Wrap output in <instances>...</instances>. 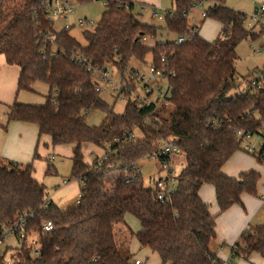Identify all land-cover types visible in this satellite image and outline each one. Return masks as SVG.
<instances>
[{"label": "trees", "instance_id": "16d2710c", "mask_svg": "<svg viewBox=\"0 0 264 264\" xmlns=\"http://www.w3.org/2000/svg\"><path fill=\"white\" fill-rule=\"evenodd\" d=\"M42 1L46 0H0V55L19 67L17 89L31 90L37 81L48 85L43 104L14 101L6 116L8 121L35 123L39 136L47 135L53 146H71L70 178L79 181L81 196L61 209L34 177L32 162L0 159V225L19 212L32 213L29 233L36 235L41 247L37 264H133L114 233L115 225L126 224L125 216L131 214L140 229L129 234L141 248L155 252L162 264H221L210 248L216 216L198 190L211 184L220 211L239 204L243 192L256 191L255 171L238 177L222 171L235 151H244L236 130L260 132L264 125V66L259 71L261 85L250 91L240 90L234 66L238 42L257 35L245 27L246 15L217 0L201 22L216 20L220 30L206 40L197 31L191 34L194 26L186 16L199 0H173L174 9L164 16L165 29L188 34L189 39L148 47L139 40L148 35L154 41L157 28L134 16L133 2L104 0L99 22L93 30L83 31L81 44L69 34L70 28L54 31ZM73 53L84 54L99 67L114 65L121 70L132 58L145 61L149 55L157 62L165 56L173 71L167 103L141 107L127 101L122 113L114 112L113 105L94 91L92 74L71 59ZM255 73L242 80L248 82ZM167 105L170 110L161 114L158 109ZM90 108L105 114L98 126L82 120L83 109ZM169 138L184 153L185 164L175 177V189L160 201L154 184H144L141 176L131 179L128 173ZM86 143L105 150L98 167L97 156L91 163L83 160ZM255 156L264 162L263 148ZM47 162L48 174L51 161ZM46 220L54 228L44 233L41 223ZM230 248L232 257L247 258L252 252L264 256V226L248 227ZM21 249L19 257L30 259L27 240Z\"/></svg>", "mask_w": 264, "mask_h": 264}, {"label": "rangeland", "instance_id": "374dc122", "mask_svg": "<svg viewBox=\"0 0 264 264\" xmlns=\"http://www.w3.org/2000/svg\"><path fill=\"white\" fill-rule=\"evenodd\" d=\"M74 4V12L68 15V18L62 19L56 17L53 19V29L55 32L63 30L64 23L72 24L71 28L68 30L69 34L75 38L79 43L85 44L83 38L84 30H93L96 24L101 18V14L105 9L104 0H91L87 3L79 4L75 0H70ZM227 6L241 11L246 15L245 27L252 30L255 35L253 38L247 37L239 41L236 45V59L234 60L235 72L237 81H240V86L245 85V79L242 77L247 75L249 72L260 71L264 66V13L256 12L260 6L259 0H225ZM159 7V8H158ZM174 4L173 0H134L132 13L134 16L142 23L149 24L157 28V36L154 42H166L174 41L177 34L170 32L165 29L164 16L166 11L173 10ZM156 11L157 15L152 17V12ZM191 16H193L198 26H201V35L208 38L217 35L219 31V23L216 20L207 18L201 22V17L198 9H193L191 11ZM86 18L87 20L93 21V25H85L80 27L77 25V19ZM200 35V36H201ZM201 36V37H202ZM215 38V37H214ZM150 56L146 57V62H148ZM129 68H139L141 70H146V63L139 62L138 60L132 58L128 64ZM48 91V85L37 81L31 86V90H21L18 92L17 100L28 103L41 105L45 102V97ZM110 105H113V110L116 113H122L125 108V101L117 100L108 91L100 94ZM6 106L0 103V117L6 111ZM170 110V106L159 108L158 111L161 114H167ZM105 114L96 108H90L87 113H82V120L90 126H98L103 120ZM42 139V137H41ZM262 139L258 137V134H253L250 139V143L258 147V142ZM41 141V145H42ZM83 150V160L86 163H91L95 154L98 156L103 153V148L101 146H96L94 144L86 143L82 147ZM49 151L54 152V160L50 163L51 173H45L47 166L46 156ZM264 155V149H263ZM49 156V155H48ZM71 146L61 145L52 147L51 142H49V148L45 156L41 159H36L33 161L34 177L42 182L45 186L47 195L50 197L52 195L53 202L61 209H65L68 206L74 204L77 200V194L79 193V181L76 178H70L71 175ZM185 164V156L182 151L175 152L170 158V170L174 177H177L180 170ZM137 166L141 172V178L144 184L151 185L159 177H165L168 174V169L163 168L159 160L150 159L147 157L141 158ZM63 180L67 184H63ZM125 223H120L115 225L114 233L116 241L120 247V250L124 255H130L133 259L135 256L147 257V262L151 264H162L158 256L152 254L150 250L141 248L137 240L129 234V230L136 232L140 229L139 221L132 216L127 214L125 216ZM210 248L211 243H210ZM213 251V250H212ZM222 252H226L225 249ZM10 253V251H8ZM146 255V256H143ZM228 257V261L232 262L235 257L230 256L226 252L224 255Z\"/></svg>", "mask_w": 264, "mask_h": 264}, {"label": "built area", "instance_id": "2783aa9c", "mask_svg": "<svg viewBox=\"0 0 264 264\" xmlns=\"http://www.w3.org/2000/svg\"><path fill=\"white\" fill-rule=\"evenodd\" d=\"M259 1L261 2L260 11L263 13L264 0ZM42 3L45 17L51 21L56 17L66 20L68 15L74 12V4L70 0H46L42 1ZM215 4H217V0H199L193 3L192 7L186 13L188 21L194 26L191 34L196 33V31L198 32L196 28L198 25L195 23L196 19L191 16V11L198 9L202 20L206 15V10ZM118 5H120V1H118ZM156 15V11L151 14L152 17ZM87 24L93 25L94 23L86 18L79 17L77 19L78 26L83 27ZM71 26L72 24L66 22L63 25V29H69ZM188 39V34H177L174 43L182 44ZM139 44L153 47L154 41L148 35H142ZM71 59L92 74L94 91L99 94L108 91L117 100L125 102L133 101L141 107L148 105L157 107L167 103V97L170 95L172 89L170 77L173 75V71L168 65V60L163 55L160 56L157 62L153 61L151 57L148 62L139 61L146 63V70H141L137 67L129 68L128 65L123 70L114 65L99 67L91 62L84 54L80 53L71 54ZM261 80L262 74L258 71L254 77L249 79L248 82L246 81L240 90L250 91L257 88L261 85L259 82ZM88 111L89 109H83V113H87ZM260 130V132L254 133L244 131L243 129L236 130V135L241 141V148L245 152L258 154L262 148L264 149V125ZM255 133L262 139L258 142V147L250 143V139ZM178 151L179 149L175 141L169 138L163 140L156 151L145 156L150 159L161 160L162 167L168 169L167 176L159 177L154 181V186L157 188L156 197L160 201L164 199L166 193L172 192L175 189L176 181L175 177L171 174L170 158ZM105 157L106 153L103 149V153L97 156L95 167H98ZM52 159L53 157H50V160ZM132 170V173L127 172L131 176V179L141 176L137 164L132 165ZM63 184H66L65 180H63ZM80 196L81 194L78 193L76 202L79 201ZM47 202H49L48 197L45 199L44 205ZM31 217V212L22 211L15 214L7 223L0 225V264H37L41 247L36 235L29 233V220ZM53 228L54 223L52 221L46 220L41 223V230L44 233L51 231ZM25 240H27L30 259H24L18 255L22 251L21 247ZM132 261L133 264H147L140 258H133ZM221 264L225 263L222 262Z\"/></svg>", "mask_w": 264, "mask_h": 264}, {"label": "crops", "instance_id": "0c3cea01", "mask_svg": "<svg viewBox=\"0 0 264 264\" xmlns=\"http://www.w3.org/2000/svg\"><path fill=\"white\" fill-rule=\"evenodd\" d=\"M257 10L261 12L260 6ZM262 12L264 13V10ZM198 33L201 35V26H199ZM214 34L208 38L204 36V39L212 40L217 36ZM19 71L18 66L8 64L4 56L0 55V103L7 109L0 117V159L18 163L32 162L33 164L34 160L45 156L50 138L47 135L39 136L35 123L7 120L8 107L14 101H18V92L21 91L17 89ZM52 147L55 146L52 145ZM34 153L38 155V158L34 159ZM95 156L98 155L95 154ZM50 157H54L53 151H49L46 156L47 161L52 162L54 158L50 160ZM222 171L230 177H238L241 173L255 171L258 174V179L254 193L243 192L239 204H233L223 211H220L217 206L214 187L211 184H203L198 190L201 200L209 205L210 213L216 216V235L211 242L212 250L217 258L225 264H264V256L257 252L250 253L247 258L235 257L236 259L232 262H229L228 257L224 256L226 252L230 254L231 245L245 229L250 226H264V162L259 161L253 153L237 150L225 161ZM49 198L52 200V195ZM142 248L150 250L147 247ZM223 249L226 252H222ZM150 252L155 253L152 250ZM155 255L158 256L156 253ZM134 258H140L147 264H151L144 260L147 257L143 259L142 256H135Z\"/></svg>", "mask_w": 264, "mask_h": 264}, {"label": "water", "instance_id": "95a60500", "mask_svg": "<svg viewBox=\"0 0 264 264\" xmlns=\"http://www.w3.org/2000/svg\"><path fill=\"white\" fill-rule=\"evenodd\" d=\"M256 12H257V9L254 10V13H256Z\"/></svg>", "mask_w": 264, "mask_h": 264}]
</instances>
